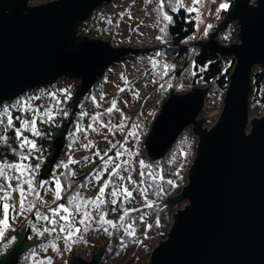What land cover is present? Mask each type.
<instances>
[{"label": "water", "instance_id": "95a60500", "mask_svg": "<svg viewBox=\"0 0 264 264\" xmlns=\"http://www.w3.org/2000/svg\"><path fill=\"white\" fill-rule=\"evenodd\" d=\"M109 1L28 5L29 0H0V103L60 77L74 78L80 81L69 101L73 114L113 62L150 49L112 47L108 40L77 35L80 23ZM250 1L233 0L207 40L194 42L202 50L234 59L215 123L207 128L205 117H198L208 86L182 94L169 89L151 121L144 140L149 160L161 159L190 125L197 144L187 183L166 201L187 203L172 215L165 238L141 264H264V113L248 120L252 68L264 71V0ZM231 22L238 27L237 42L220 45L216 36ZM72 119L52 130L50 152L39 169L42 179L57 160ZM15 233L16 241L0 264H16L36 244L24 242L25 227ZM105 245L89 261L73 257V249L70 264H100Z\"/></svg>", "mask_w": 264, "mask_h": 264}, {"label": "rangeland", "instance_id": "374dc122", "mask_svg": "<svg viewBox=\"0 0 264 264\" xmlns=\"http://www.w3.org/2000/svg\"><path fill=\"white\" fill-rule=\"evenodd\" d=\"M47 1L51 0H29L28 5H38ZM253 1L254 0H251L250 2ZM226 2H220V0H201L199 4L193 5V0H183V5L185 7H195L198 9V11H194L192 15L197 29V35L193 42L207 40L209 34L214 31L212 30V26L218 25L217 23H219L222 19V17H220L218 14L220 11H222H218L219 5ZM168 6L169 0H165V7L163 9L164 13H166L165 11ZM171 6H175V0H171ZM107 17H111V19H109L112 21V24L117 23V28L115 31L106 32L103 36H101V31L98 29L101 27L96 26V21L98 18L105 21V18ZM83 22L88 24L92 23L94 28L97 29L95 31V35H90L88 37L98 38L105 41L108 40L110 41L112 47L130 46L133 49H150L137 55L124 56V58L122 57L121 59L113 62L99 77L102 79L101 86L95 87L94 85L97 83V81L94 82V87L92 86L89 91L79 100V102L76 104V112L73 115V119L66 128L62 149L57 157V160L55 161V163L60 161L61 165L68 161L69 156L80 161V164L83 163V158L87 156L89 157L87 161L90 162L92 155H94L96 151H100L101 155H103V153L110 148L111 144L117 145V149H113L111 152H108L109 156L114 157L116 151L119 149V144L124 142L127 131L132 127L133 124H136V122L133 121L134 117L138 115L144 121V123L146 121H152L158 113V110L163 103V99H167L169 95V89L172 90L170 87L171 83L165 85L166 80L168 78L171 79L172 73V71L167 67V74H164L165 64L162 66L163 69H158V74H156V68L159 67L161 62H163V59L160 58L161 53L159 49L164 46V38L162 37L164 32L160 31L161 28H164V20L162 19L161 10L158 6V0H149V2H146V0H110L109 2L100 4L86 19L83 20ZM208 25H211V27L208 28ZM206 28L208 29L207 34H205ZM81 30L82 28L79 25L77 28V35H80V33L82 34ZM158 37L160 38L158 39ZM157 44L162 46L151 48ZM153 61H155L157 65L155 68H153ZM260 68L261 67L259 66H254L252 68V72ZM156 76L159 78L164 77V81L160 80L159 78L157 79ZM121 77H124L131 85V87L126 89L124 92H119V88L124 87V82ZM64 78L65 79L60 77L50 84L29 89L12 100L10 99L9 101L0 103V109H2L4 106H9L11 110V106L16 104L17 101L27 100L33 108H40L41 112H43L46 108H51L53 115L57 107L56 100L60 101L63 97L64 101L67 103L72 101V92L75 90L74 86L80 81L79 79L74 78ZM161 85H163V87H161ZM50 94H55L56 100H53ZM31 97H39V99L31 100ZM101 97H103V99H101ZM113 99L116 100L117 107L120 109V111H114L111 115L113 116L114 120L117 121L116 124H120L121 114H123V116L126 118L124 123L127 125V127H125L123 132L117 129L109 132L108 128H101L99 124H96L94 126L100 129L99 132L88 133V140L92 141L93 147L88 149L83 148L82 145L88 143V141L84 139L83 133L76 132L77 126L87 127L91 116L96 115L97 113H104L105 110L111 106ZM206 99L207 95H205V100ZM82 113H87L88 115L83 116L82 118ZM135 113L137 114L135 115ZM263 113V108L262 113H251L249 111L248 120L250 121L252 117L258 118L263 115ZM199 115L201 116V114ZM218 115L219 114H217L216 117L214 116L213 118H210V120H207L205 117V122L203 125L207 128H210L217 120ZM45 120H47V117H44V121ZM39 121H41V119L37 117V122ZM104 121L105 120L102 122ZM108 121H110L111 124L113 123L109 118ZM144 123L140 127L134 129L137 133L136 137H127V143L124 145L127 151H125L124 155L120 158V161H123L124 159L129 160L127 167L129 168L131 177L136 182L137 186L141 185L140 174L141 172H144V170L141 169L139 162L144 161L146 164V161L149 159L144 148L145 138L141 137V132L145 128ZM190 127L192 128L191 125ZM58 129L59 128H56V130ZM55 163L53 164L51 171L54 173H60L63 167L61 165L55 166ZM42 164H45V162ZM100 164L101 161H99L97 164L96 169L100 167ZM40 168H42V165L37 169L38 175ZM110 170L111 168L109 171ZM121 174L123 176H127L129 173L122 172ZM93 175H95V172L92 174V176ZM92 176L88 180V186L94 190H98L100 183L103 181L96 183L92 179ZM104 178H109L107 173H105ZM123 183H125L130 188V190H132V185H128L126 180L123 181ZM143 187L148 188V185L144 184ZM148 191L147 201L151 204ZM42 196L46 202H49V205L53 204V193L47 186L44 187ZM132 199L138 207V212L136 216L137 222L130 224H132V226L138 230V233L144 235L140 246L147 245L148 247H154V245H156L160 240L165 238L166 234L162 231H158L154 225L147 221V209L149 207L144 206V197L140 196L139 192L133 190ZM186 203L187 200H183L182 202L173 205L174 212H176L178 209H181L186 205ZM52 206L56 205L53 204ZM172 215L168 220L170 224L172 222ZM141 217H143L142 221L140 219ZM12 221L18 224L16 226L17 228L14 229L13 233H9V235H7V238L5 239L6 241L3 243L11 242L13 245V243L16 241L14 233L16 231L20 232L23 225L26 223L25 215L23 214L18 216L15 219H12ZM98 226L99 225H97L94 220L92 222L91 229L86 234V236L88 240L91 241V244L98 243V245L102 246L103 244H106L107 232L101 228L102 230L98 232L97 236H95V230L98 228ZM44 228L43 221L39 223L37 222L36 226L33 225L31 227V234L38 238L37 241L38 243H41V246L37 250L31 249V251L27 254L25 257V262L27 264H36L37 260H43L45 264H70L71 253L73 249V257L78 256L84 261H89L92 259L93 254L97 253L98 248L90 246L87 241H81L79 239L73 238L70 240L71 243L67 245L65 244L63 238H59V233H46L43 231ZM123 232V228H118L117 237L120 238ZM93 241H96L97 243H93ZM53 245L55 246V250H53ZM78 253L80 254L78 255Z\"/></svg>", "mask_w": 264, "mask_h": 264}, {"label": "trees", "instance_id": "16d2710c", "mask_svg": "<svg viewBox=\"0 0 264 264\" xmlns=\"http://www.w3.org/2000/svg\"><path fill=\"white\" fill-rule=\"evenodd\" d=\"M225 1L231 6L230 2H232V0ZM172 7L174 6H168L165 11L166 14L172 17V22L169 23L164 20L163 23L164 33L162 34V37L164 38V46L159 49L161 53L160 58L163 59V62H161L159 67L156 68V74H158V69H163L162 66L165 64L168 69L172 71L171 79L168 78L165 85L171 83L170 87L172 91L178 94L187 92L191 87L202 88L208 86L209 90L207 93V99L204 100L203 108H201L202 111L200 113L201 116L199 115V117H206L207 120H210V118H213L214 116L216 117V115L219 114L220 107H222V98L228 85L229 75L234 65V59L229 56L223 57L195 46L193 41L197 35V29L192 16L193 12L189 13L185 6L179 8L178 11L173 12ZM227 9L220 11V13H218L219 16L223 17L226 14ZM109 18L111 19V17L105 18V21L98 18L96 21V26L102 28L97 27L101 31V36L106 32H113L117 28V23H108ZM80 27L82 28V34L87 36L95 35V31L97 30L92 23L88 24L83 21L80 23ZM215 28L216 26L213 25L212 30ZM237 34V24L231 22L225 29L218 32L216 40L220 45L227 46L228 44L237 41ZM158 78L159 77H157V79ZM159 79L164 81V77ZM101 80V78H98L97 83H95L94 86H101ZM251 85L252 91L249 97V111L251 113H262V108L264 109V71L262 67L251 74ZM73 93L74 92H72V94ZM11 112L14 117L19 115V112L16 110L11 109ZM74 114L75 113L72 114V108L69 106V103L65 102L62 97L59 105H57L54 111L53 119H47L44 122L39 121L36 123L37 129L41 133L40 136H32L30 131L25 133V135L36 144V149L29 156V159L24 161V163H27L34 170L31 176L33 183L45 185L49 190H52L55 188V178L60 177L62 184H71V187L62 194L65 196V200L58 201L57 203H66L68 193L73 192L74 190H79L81 195L89 200L94 199L99 191V189L94 190L88 186V180L94 173V170L100 161L95 155H92L90 162L83 161L82 164L78 163L70 165L69 168L74 173V176L72 177L67 175L68 169L64 168L60 173H54L51 171L47 179L44 180L37 174V169L42 165L45 157L50 152L48 147L50 145L52 130L60 128L62 123L67 122L69 117ZM136 114L137 113H135V115ZM26 115L30 117L29 114L26 113ZM108 118L112 120V124H116L117 121L114 120L112 115L111 117L107 115L103 116V120L105 121H108ZM133 121L136 122L139 127L144 123L138 115L134 117ZM144 124L145 128L141 132V137L143 138L146 137L149 131L151 121H146ZM16 126H19L18 122H16ZM0 135L8 137L7 141H0V163L17 162V153L20 150L17 147L18 142L14 138V131H4L3 128L0 127ZM173 142L174 143L161 159L156 161L148 159L146 161V165H148L147 171L158 173L163 177V180L158 179L155 183L151 184L150 187L149 184L146 183L149 188L148 196L152 204V207L147 209V221L154 225L158 231L164 233H167L168 231L170 226L168 220L174 212V206L166 201L172 196L179 194L182 187L187 183V171L195 155L197 138L192 134V128L188 126L182 130L180 135ZM57 165L60 166L61 162L57 161L55 166ZM143 170L145 171V169ZM62 172L65 173L64 176L60 175ZM168 181H172V183L169 184ZM85 184H87L86 187H81V185ZM43 190L44 187L39 189L41 194H43ZM47 203L49 204V202ZM76 203H80V201L78 200ZM129 209H137V211H132L126 220L121 222L119 220L120 216ZM40 210L45 213L47 212V208H41ZM105 210L106 219L111 220L113 223L137 222L136 216L138 207L133 199L124 204H120L118 200L115 211H113V206L111 204H107ZM24 215L26 219V223L23 226L25 227L24 242L27 244L36 242V244L21 254L16 264H27L25 262L27 254L31 249L37 250L41 246V243H38L37 241L38 238L31 234V227L33 225L36 226L37 222L39 223L41 221H38L32 213H24ZM17 225L18 224L14 223L12 219L9 220L5 236L0 237V257L4 256L10 250L12 246L11 242H3L6 241L5 239L9 233H13L14 229L17 228ZM44 227H48L46 222H44ZM118 228H109V231L106 233V245L103 249L104 253L101 256L99 263L123 264L127 262V264H141L148 260L150 251L154 247H148L147 245L140 246L144 235L138 233V230L136 229L134 237L130 238L123 232L120 238H118ZM90 229L91 228L82 231L74 238L81 241H87L90 246L99 248L101 245H98L96 241H93V243L97 244H91V241L88 240L86 236ZM101 230L102 229L98 226L95 230V236H97L98 232ZM57 233H59L58 230ZM15 234L16 233H14V237ZM59 238L62 237L59 235ZM70 243L71 241H68L67 245Z\"/></svg>", "mask_w": 264, "mask_h": 264}, {"label": "snow or ice", "instance_id": "6c2138e0", "mask_svg": "<svg viewBox=\"0 0 264 264\" xmlns=\"http://www.w3.org/2000/svg\"><path fill=\"white\" fill-rule=\"evenodd\" d=\"M146 2H149V0H146ZM200 2L201 0H193V5H197ZM158 6L161 10L162 19L171 23L172 17L163 12L165 0H158ZM169 6H171V0H169ZM181 7H184L183 0H175V6L172 7V11H178ZM228 7L229 5L227 3H221L218 11L226 10ZM186 10L189 13L198 11L195 7H188ZM108 23L111 24L112 21L109 19ZM210 27L211 25H208V28ZM207 30L208 29L206 28L205 34H207ZM160 31L164 32V28H161ZM159 38L160 37H158V39ZM152 64L153 68L157 66L155 61H153ZM164 74H167L166 65L164 66ZM121 79L124 82V87L119 88V92H124L126 89L131 87V85L124 77H121ZM161 87H163V85H161ZM50 95L53 100H56L55 94ZM30 99L38 100L39 97H31ZM101 99H103V97H101ZM59 103L60 101L56 100V104L59 105ZM11 108L16 109V111L19 112V115L14 117L10 107L4 106L0 109V127H2L4 131H14V138L18 142L17 147L20 151L17 153V162L0 163V237L5 236L9 220L15 219L24 213H32L38 221L46 222L48 227L43 229L46 233H56L58 230L59 235L64 239L65 244L77 236V234L91 228L94 220L96 224L99 225V227L105 232H108L109 228L116 229L119 227L123 228L126 236L130 238L134 237L136 229L132 226V224H117L106 219L105 206L107 204H111L113 206V211H115L117 201L119 200L120 204L130 201L133 197V190H135L139 192L140 196L144 197V206L152 207V204L147 201L148 188L143 187V185L147 183L150 187L151 184L155 183L158 179L163 180V177L158 173L147 171L148 165H146L144 161H140V167L141 169H145V171L140 174L141 185L137 186L136 182L131 177L129 168L127 167L129 160L124 159L123 161H120L124 152L127 151L124 147L127 143V137H136L137 133L134 129L138 128L139 125L133 124L127 131L125 140L123 143L119 144V149L116 151L114 157L109 156L108 152H111L113 149H117L116 144H111L110 148L104 152L103 155H101L100 151H96L94 153V155L101 161V164L98 169L94 170L95 175L92 176V179L96 183L103 181L100 183L99 191L94 199H86L81 195L79 190H74L73 192L68 193L66 203H57L58 201L65 200V196L62 194L71 187V184H62L60 177H56L54 180L55 188L51 190L53 192L52 203L56 206L52 207L44 200L41 192L39 191V189L45 187V185L33 183L31 176L34 170L27 163H24V161H27L29 156L36 149L35 142L29 139L25 133L30 131L32 136H40L41 133L36 127L37 117L41 119V122H44V117H47L48 120L53 119L52 109L46 108L43 112H41L40 108H33L27 100L17 101L16 104L11 106ZM114 111H120L117 107L115 99H113L111 106L106 109L104 113H97L96 115L91 116L87 127L77 126L76 132L83 133L84 139L88 141V143L82 145L83 148L88 149L93 147L92 141L88 140V133L99 132L100 129L94 126L96 124H99L101 128H108L109 132L114 129L121 132L124 131L127 125L124 123L126 118L123 114H121L120 124H111L110 121L102 122L103 116L107 115L111 117V114ZM26 113L30 114V117L26 115ZM86 115L88 114L82 113V118ZM16 122L19 123L18 127L16 126ZM7 139L8 137L0 135V141H7ZM83 159L86 162L89 157L85 156ZM78 163H80V161L69 156L68 161L63 163L61 166L64 169H68L67 175L72 177L74 176V173L71 171L69 166ZM110 168L111 170L109 171ZM122 172L129 174L127 176H123L121 174ZM105 173H107L109 177L108 179L104 178ZM60 175L64 176L65 173L62 172ZM146 176L147 179H145ZM125 180L128 185H132V190H130V188L123 183ZM168 183L171 184L172 181H168ZM86 186L87 184L81 185V187ZM78 200L80 203H76ZM41 208H47V212H42L40 210ZM132 211H137V209H129L128 211H125L120 216L119 220L124 222ZM140 219L142 221L143 217ZM53 250H55L54 245ZM36 264H45V262L43 260H37Z\"/></svg>", "mask_w": 264, "mask_h": 264}, {"label": "built area", "instance_id": "2783aa9c", "mask_svg": "<svg viewBox=\"0 0 264 264\" xmlns=\"http://www.w3.org/2000/svg\"><path fill=\"white\" fill-rule=\"evenodd\" d=\"M220 2H225V0H220Z\"/></svg>", "mask_w": 264, "mask_h": 264}]
</instances>
